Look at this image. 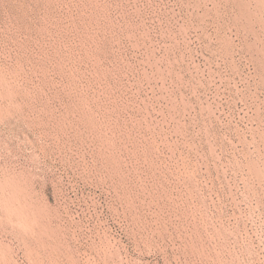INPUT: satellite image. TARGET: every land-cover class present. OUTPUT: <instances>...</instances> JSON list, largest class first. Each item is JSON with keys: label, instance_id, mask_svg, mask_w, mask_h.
Masks as SVG:
<instances>
[{"label": "rangeland", "instance_id": "rangeland-1", "mask_svg": "<svg viewBox=\"0 0 264 264\" xmlns=\"http://www.w3.org/2000/svg\"><path fill=\"white\" fill-rule=\"evenodd\" d=\"M0 264H264V0H0Z\"/></svg>", "mask_w": 264, "mask_h": 264}, {"label": "bare ground", "instance_id": "bare-ground-1", "mask_svg": "<svg viewBox=\"0 0 264 264\" xmlns=\"http://www.w3.org/2000/svg\"><path fill=\"white\" fill-rule=\"evenodd\" d=\"M254 168V167H253ZM261 169V168H260Z\"/></svg>", "mask_w": 264, "mask_h": 264}]
</instances>
